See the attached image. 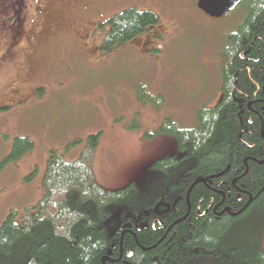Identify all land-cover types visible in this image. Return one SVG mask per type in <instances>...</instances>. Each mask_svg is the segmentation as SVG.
I'll return each instance as SVG.
<instances>
[{
	"label": "trees",
	"instance_id": "16d2710c",
	"mask_svg": "<svg viewBox=\"0 0 264 264\" xmlns=\"http://www.w3.org/2000/svg\"><path fill=\"white\" fill-rule=\"evenodd\" d=\"M240 5L242 18L219 51L221 99L200 105L191 127L170 117L157 127L176 139L181 152L151 164L165 176L168 205L140 210L134 181L117 189L100 186L92 161L101 132L89 134L71 160L51 150L42 195L18 220L16 210L6 213L0 264H264V239L261 246L254 241L264 225V0ZM157 22L151 9L124 7L99 23L108 27L99 49L109 53ZM243 50L250 59L240 58ZM136 93L144 103L162 100L145 84ZM33 146L27 136H15L0 172ZM116 205L132 206L134 213L122 214L112 226L107 219ZM252 216L259 221L249 235L241 227Z\"/></svg>",
	"mask_w": 264,
	"mask_h": 264
},
{
	"label": "rangeland",
	"instance_id": "374dc122",
	"mask_svg": "<svg viewBox=\"0 0 264 264\" xmlns=\"http://www.w3.org/2000/svg\"><path fill=\"white\" fill-rule=\"evenodd\" d=\"M66 2L45 3L62 9L50 14L49 21L55 27L61 22V34L75 44V54L40 47L48 37L43 24L38 27L37 10H44L40 0H0V161L15 136H27L34 143L31 151L1 169L0 222L10 209L16 210L18 220L23 208L42 195L41 179L51 150L71 160L87 136L99 131L94 180L106 189L134 181L140 210L152 203L155 212L168 205L165 176L151 164L181 152L176 139L157 132V127L167 117L191 127L196 109L217 101L218 50L243 14L237 5L223 16H208L195 0H113L106 9L95 6L102 15L91 16L90 10ZM127 6L151 9L158 22L104 53L99 44L108 27L99 23ZM12 13L15 21L5 23L4 16ZM138 84L162 100L156 105L140 101ZM124 213L133 214L134 207L114 206L107 221L115 226ZM257 220L249 217L242 230L254 235ZM255 238L261 246L264 225Z\"/></svg>",
	"mask_w": 264,
	"mask_h": 264
},
{
	"label": "flooded vegetation",
	"instance_id": "af4514ba",
	"mask_svg": "<svg viewBox=\"0 0 264 264\" xmlns=\"http://www.w3.org/2000/svg\"><path fill=\"white\" fill-rule=\"evenodd\" d=\"M40 1L44 4V5H41V7L44 8V10H41V9L37 10L36 14H37V16L39 17V20H40V23H39L38 27L41 29V27H42L41 24H43V28H44L43 33L48 36L47 40H46V44L42 45L40 47L41 48H45V47H48V48H62V49H59V52H61L62 50H66V51H73V53H70V54L77 53V51L74 49V48H76V46L69 39L68 35L61 34L62 31H63V28H64L62 26H59L61 22L58 20V22L56 23V25H58V27H55L54 24H52V21H49L50 18L52 17L50 14L53 15V13L55 11H58V12L62 11V9L58 7L60 2L64 3L66 1L65 0H54L55 2H57L58 5L57 6H50V7H49V5H46L45 2H52L53 0H51V1H49V0H40ZM244 1L245 0H240L237 5L242 4V2H244ZM66 3H71V4L78 5V6L82 7V9H84L87 12H89V10H90L91 13H92L91 16L102 15L101 12L95 11V9H94L95 6L101 5V8L103 10V9H106V8H108V7H110L111 5L114 4L113 0H72V1H69V2H66ZM38 9H39V7H38ZM13 15H15V14L12 13V15H10V14L5 15L4 16V22L5 23H9L11 25L13 23V21H15V17ZM212 17H214V16H212ZM65 20H68V19H65ZM44 24H46L45 27H44ZM32 32H33V29L31 30V34H32ZM58 34H61V35L58 37ZM30 38H31V36L29 37V40H30ZM226 38H227V35H226L225 39ZM54 44L56 46H54ZM219 51L220 50H218V57H219L218 67H219V64L221 63V57L219 56ZM246 53H247V50H243L241 52V54H240V58L241 59H250L249 56L245 57ZM244 66L246 68H248L247 63H244ZM235 84H236V82H235ZM218 97L219 98L217 99L216 102H218L221 99V90L219 91V96ZM156 219H158V220H156L155 222L159 221V223H160V218L156 217ZM144 223H145V221H142V225L143 226L146 225ZM152 224H153V221H152ZM122 231L124 233L125 232V228H123Z\"/></svg>",
	"mask_w": 264,
	"mask_h": 264
},
{
	"label": "water",
	"instance_id": "95a60500",
	"mask_svg": "<svg viewBox=\"0 0 264 264\" xmlns=\"http://www.w3.org/2000/svg\"><path fill=\"white\" fill-rule=\"evenodd\" d=\"M239 1L240 0H196V5L200 10H202L207 15L219 17L226 14L229 10L233 9L238 4ZM198 180L204 181V178L197 177L195 181ZM194 182L192 184H194ZM189 189L186 194V198L188 197ZM129 225H130L129 223L124 224V226L126 227H129ZM130 254L131 253L128 252L127 256H130Z\"/></svg>",
	"mask_w": 264,
	"mask_h": 264
},
{
	"label": "bare ground",
	"instance_id": "6f19581e",
	"mask_svg": "<svg viewBox=\"0 0 264 264\" xmlns=\"http://www.w3.org/2000/svg\"><path fill=\"white\" fill-rule=\"evenodd\" d=\"M208 204V203H207ZM194 207V206H193ZM224 211V210H223ZM246 212V211H245Z\"/></svg>",
	"mask_w": 264,
	"mask_h": 264
}]
</instances>
